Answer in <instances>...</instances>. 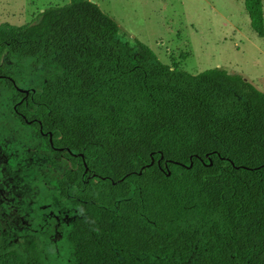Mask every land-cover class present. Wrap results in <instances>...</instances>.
<instances>
[{
    "label": "trees",
    "instance_id": "obj_1",
    "mask_svg": "<svg viewBox=\"0 0 264 264\" xmlns=\"http://www.w3.org/2000/svg\"><path fill=\"white\" fill-rule=\"evenodd\" d=\"M244 6L263 37V0ZM118 25L88 0L0 25V60L53 70L22 109L74 155L41 168L68 216L67 264H264V93L171 68ZM15 231L0 230V264H50Z\"/></svg>",
    "mask_w": 264,
    "mask_h": 264
},
{
    "label": "rangeland",
    "instance_id": "obj_2",
    "mask_svg": "<svg viewBox=\"0 0 264 264\" xmlns=\"http://www.w3.org/2000/svg\"><path fill=\"white\" fill-rule=\"evenodd\" d=\"M88 1L113 18L131 39L149 47L163 64L190 74L222 68L230 74L242 76L264 93V36L259 37L252 30L244 0ZM68 3L69 0H0V25L23 26L31 23L43 10ZM5 57L8 56L1 58L2 65L14 70L10 74L20 88L36 90L53 72L31 59L8 57V65L3 62ZM9 96L0 86V105ZM9 124L0 117V147H4L7 138L4 148L8 156L15 145L9 136ZM27 145L28 140L24 137V151ZM28 158L30 156L24 157L25 163ZM41 175L44 178L42 182L26 179L23 183L26 228L25 232L20 228L14 229V244L20 251L26 238H36L48 263L67 264L72 259V249L67 244L64 229H60L56 238L53 235L47 237L49 223L52 222V217L47 216L48 211H56L59 203L52 183L45 180L44 173ZM43 206L48 207L42 209ZM5 264L12 263L7 261Z\"/></svg>",
    "mask_w": 264,
    "mask_h": 264
},
{
    "label": "flooded vegetation",
    "instance_id": "obj_3",
    "mask_svg": "<svg viewBox=\"0 0 264 264\" xmlns=\"http://www.w3.org/2000/svg\"><path fill=\"white\" fill-rule=\"evenodd\" d=\"M4 59L3 62L9 65V58L5 57ZM2 64L0 60V86L5 88L4 85L10 83L19 96L10 100V103L6 99V102L0 105V117L10 122L9 136L12 145L13 143L15 144L14 146L11 145L13 150L10 149L9 156L5 153L4 148L8 142L7 138L4 141V147H0V166L2 167L0 168V230L18 228L23 230L26 228L23 216V207L26 206L23 201V183L25 180H31V182L34 180L37 183L44 181L41 175L43 166L53 164L55 162L54 159L58 157L62 162L68 163L70 167V161L66 158V155H74L70 153L63 154L64 150L62 148L53 147L51 133L44 132L35 117L23 112V103L26 102L30 93H34L35 90L33 88L18 87L10 74L14 70ZM24 137L28 140L25 151L23 149ZM45 139H48L50 143V150L47 148ZM25 156H30L26 163L24 160ZM9 162L10 165L8 164ZM58 206L56 211H48L47 214L48 217H52V222L49 225L54 227L52 235L55 238L59 235L60 229L65 231L68 225L66 210L62 209L61 203ZM45 207L48 206H43L42 209Z\"/></svg>",
    "mask_w": 264,
    "mask_h": 264
},
{
    "label": "water",
    "instance_id": "obj_4",
    "mask_svg": "<svg viewBox=\"0 0 264 264\" xmlns=\"http://www.w3.org/2000/svg\"><path fill=\"white\" fill-rule=\"evenodd\" d=\"M26 93V92H25ZM50 142H51V140H50Z\"/></svg>",
    "mask_w": 264,
    "mask_h": 264
}]
</instances>
